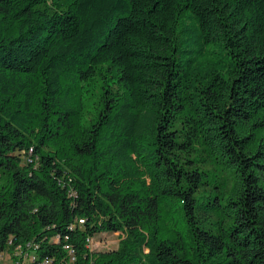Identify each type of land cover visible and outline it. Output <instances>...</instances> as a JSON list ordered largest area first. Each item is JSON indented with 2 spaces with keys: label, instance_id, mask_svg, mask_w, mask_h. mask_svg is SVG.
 <instances>
[{
  "label": "trees",
  "instance_id": "trees-1",
  "mask_svg": "<svg viewBox=\"0 0 264 264\" xmlns=\"http://www.w3.org/2000/svg\"><path fill=\"white\" fill-rule=\"evenodd\" d=\"M1 173L27 264H264V0H0Z\"/></svg>",
  "mask_w": 264,
  "mask_h": 264
},
{
  "label": "rangeland",
  "instance_id": "rangeland-1",
  "mask_svg": "<svg viewBox=\"0 0 264 264\" xmlns=\"http://www.w3.org/2000/svg\"><path fill=\"white\" fill-rule=\"evenodd\" d=\"M23 160L27 163L28 157H23ZM8 177L0 174V183H8ZM204 226H207V221L204 222ZM122 237L121 231H108V232H101L97 234L90 243V248L92 250H110L114 249L118 246L119 240ZM17 249L9 248L5 250L3 253L0 254V264H11L13 259L22 261L18 256H16ZM28 262V261H26ZM26 264V263H25Z\"/></svg>",
  "mask_w": 264,
  "mask_h": 264
},
{
  "label": "built area",
  "instance_id": "built-area-1",
  "mask_svg": "<svg viewBox=\"0 0 264 264\" xmlns=\"http://www.w3.org/2000/svg\"><path fill=\"white\" fill-rule=\"evenodd\" d=\"M70 253L73 255V250L72 249H70ZM21 254H22L21 251H19L17 249L16 256H18L22 261H20L19 259L14 261V259H13L11 264H25V263L27 264V262H26L27 260H29L31 257L34 258L33 253H25L23 255V258L20 257ZM40 264H50V261L49 260H45L44 262H42Z\"/></svg>",
  "mask_w": 264,
  "mask_h": 264
}]
</instances>
